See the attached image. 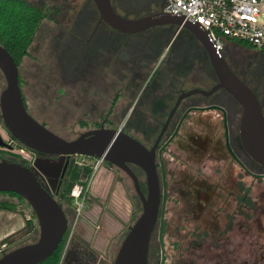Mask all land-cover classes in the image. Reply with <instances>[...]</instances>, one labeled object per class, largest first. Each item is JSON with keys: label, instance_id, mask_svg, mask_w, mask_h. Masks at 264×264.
<instances>
[{"label": "flooded vegetation", "instance_id": "af4514ba", "mask_svg": "<svg viewBox=\"0 0 264 264\" xmlns=\"http://www.w3.org/2000/svg\"><path fill=\"white\" fill-rule=\"evenodd\" d=\"M135 1L146 4L151 11L148 15H153L162 13L165 0ZM51 7L52 4L50 11ZM48 21L52 22L53 19L50 17ZM97 21L84 44L88 46L90 42L93 43L87 49L89 52L95 53L97 48L100 53L102 49V60L93 64L97 68L107 69L104 75H110L112 80L119 79L120 85L109 100L104 101L107 105L106 114L97 117L94 128L87 131L100 127L119 129L152 154L158 198L155 223L148 240L146 264H169L165 262L167 239H174L181 245L180 253L184 254L182 246L187 240L211 237L218 242L227 238L234 226L237 229L242 225L244 207L252 206L258 200L256 183L264 179V166L245 153L239 134L241 107L226 91L217 89L208 95H187L193 90L209 92L217 84L207 55L189 32L174 26H157L137 33L147 35L138 44H130L127 40L111 41L98 36L92 40L101 24ZM172 28L174 32L170 33ZM181 31L188 38L181 39V46L173 49L176 41L174 38ZM105 49L112 52H125L129 49L134 56L130 53L126 57L118 56L114 60L113 56V59L105 60ZM241 52L259 55L253 49L228 44L227 52L221 56L235 77L253 93L264 119V86L246 71L248 69L243 66ZM137 85L140 87L138 92L135 91ZM102 88L105 86H100L98 93ZM20 93L26 112L45 127L44 123L29 113ZM9 141L18 146L0 121V161H17V157L11 153L12 145H7ZM28 152L32 161L45 173L36 174L41 186L53 198L62 193L70 182L69 171L74 168V158L41 156L33 151ZM100 163L109 173H122L129 180L116 166L103 161ZM124 165L136 176L140 191L145 195L144 173L131 163L125 162ZM24 166L29 167L26 163ZM132 193L140 214V204L133 189ZM0 196L16 199L7 193H0ZM88 201L86 198L77 214L70 205L64 206L62 202L56 201L66 220V229L59 242L60 256L57 264H113L128 227L139 216L134 217V220H131V214L124 220L119 218L121 229L115 237H109L101 244L98 235L107 226L110 210L105 209L103 202ZM1 203L9 205L8 209H0V215H8L3 224H6L5 230L9 232L7 236L12 238L21 229L14 224L20 222L19 215L15 218L12 212L18 203ZM22 222V227L28 230L25 237L35 241V218L29 214ZM3 224L0 223V230ZM9 237L0 242V256L16 248L9 247ZM33 242H25L23 245Z\"/></svg>", "mask_w": 264, "mask_h": 264}, {"label": "rangeland", "instance_id": "374dc122", "mask_svg": "<svg viewBox=\"0 0 264 264\" xmlns=\"http://www.w3.org/2000/svg\"><path fill=\"white\" fill-rule=\"evenodd\" d=\"M42 1L25 0L34 6H38ZM110 1L114 12L127 19L143 17L151 12L146 4H139L135 0ZM46 2L49 5L52 4L50 17L53 21L41 22L28 48V55L23 57L17 66L20 91L29 113L36 120L44 123L53 134L65 140H72L80 133L94 128L97 117L106 114L107 105L104 101L109 100L113 91L118 89L120 82L119 79L112 80L110 75H104L107 69L97 68L93 64H97V60H102L100 57L102 49L100 48V53L97 48L95 53L89 52L87 49H90L93 43L90 42L88 46L84 44L98 20L92 1L47 0ZM172 32L174 28L171 29L170 33ZM97 36L111 41L113 39L121 40L120 42L127 40L130 44H138L147 37L142 33L118 34L102 23L98 25L92 40H96ZM184 38H188V35L182 31L179 32L174 38L176 41L173 49L180 47V40ZM105 50V60L113 59V56L115 60L118 56L126 57L130 53L134 54L129 49L125 52L116 50V53L112 52L113 50ZM227 50L228 45L221 54ZM164 54L165 51L162 55ZM241 55L243 66L248 69L246 71L256 77L261 86H264V54L259 53V56L241 52ZM133 56L131 58L135 59ZM100 76L104 78H99ZM3 86L4 82L0 74V90ZM100 86L105 88L98 93ZM139 88L137 85L135 91L138 92ZM13 149L12 154H14ZM85 163H91L93 167L98 160L90 161L89 158H85ZM80 180L84 181L85 178L80 176ZM256 185L259 190L258 200L252 206L244 207L242 225H239L237 229L234 226L233 232L227 235V238L218 242L211 237L191 238L182 246L184 254L180 253L181 245L174 239H167L168 252H166L165 262L169 264H264V179L259 180ZM88 187V202H103L105 209L110 210L108 211L110 215H107L110 216L107 226L98 235V240L102 244L109 237H115L121 229L119 218L124 220L128 214H131V220H134V217L139 214V207L132 193L130 181L122 173L117 175L109 173L100 162L90 178ZM0 201L19 203L16 199H6L3 196H0ZM60 202L65 204L64 206L69 205L66 200L61 199ZM12 212L15 218L19 215L20 222L14 224L21 229L10 238L7 236L9 232L5 230L6 224H3L8 215H0V223L3 224L0 230V242L9 237L10 248L21 246L25 242H33V238L25 237L27 227H22V220L28 218L29 210L19 203L15 205Z\"/></svg>", "mask_w": 264, "mask_h": 264}, {"label": "water", "instance_id": "95a60500", "mask_svg": "<svg viewBox=\"0 0 264 264\" xmlns=\"http://www.w3.org/2000/svg\"><path fill=\"white\" fill-rule=\"evenodd\" d=\"M91 1L98 15L97 22L121 34H137L157 26H174L189 32L207 55L217 84L209 92L193 90L187 95H208L217 89L226 91L241 107L239 134L245 153L264 166V119L260 105L253 93L230 71L221 54L215 52L205 31L182 17L163 13L127 19L114 12L110 0ZM0 74L4 82L0 90V121L20 145L41 156H79L107 162L122 170L129 178L140 204V214L128 227L113 264H146L148 240L155 223L158 198L152 154L119 129L100 127L81 133L72 140L53 134L26 112L18 86L16 65L1 46ZM125 162L137 166L144 173L145 195L140 191L136 176L124 165ZM37 172L45 175L35 161L32 167L0 161V193L8 192L20 197L34 215L37 226L36 240L1 254L0 264H38L54 252L63 237L65 216L60 205L39 183Z\"/></svg>", "mask_w": 264, "mask_h": 264}, {"label": "built area", "instance_id": "2783aa9c", "mask_svg": "<svg viewBox=\"0 0 264 264\" xmlns=\"http://www.w3.org/2000/svg\"><path fill=\"white\" fill-rule=\"evenodd\" d=\"M162 13L197 24L205 31L208 41L219 54L228 44L237 42L264 54V0H165ZM7 145L11 146L12 143L9 141ZM12 149L15 156L32 167L29 150L19 145H12ZM72 158V163L77 167L89 165L85 163L86 157ZM98 163L93 167L91 165V173L87 179L73 184L67 193L69 205L73 207L75 214L88 196L89 181ZM53 199L61 201L59 194Z\"/></svg>", "mask_w": 264, "mask_h": 264}, {"label": "trees", "instance_id": "16d2710c", "mask_svg": "<svg viewBox=\"0 0 264 264\" xmlns=\"http://www.w3.org/2000/svg\"><path fill=\"white\" fill-rule=\"evenodd\" d=\"M46 1L47 0H43L38 6H34L25 2V0H0V46L3 47L11 56L16 68L21 59L28 55V48L41 22L48 21L50 19V5ZM235 44L251 49L244 43L237 42ZM19 83L20 81L18 79V86ZM18 145L23 147L19 143ZM89 160L91 161L93 159L89 158ZM15 163L24 165L23 161H21L18 157ZM88 164V166L83 168L77 167L75 165L74 168L70 169V182L66 185L62 193L59 194V197L62 200H66L67 203H69L70 200L67 198V193L71 186L76 182H82L80 180V176L87 178L90 175L91 163ZM7 194L16 198L19 203L23 204V206L29 210L30 215L34 219V215L32 214L28 205L20 197L13 193L7 192ZM8 207L9 205L6 203L0 204V209H8ZM59 256L60 243L47 259L38 264H57Z\"/></svg>", "mask_w": 264, "mask_h": 264}]
</instances>
